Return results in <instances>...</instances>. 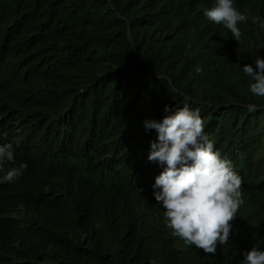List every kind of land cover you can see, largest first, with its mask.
Listing matches in <instances>:
<instances>
[{
    "label": "trees",
    "instance_id": "trees-1",
    "mask_svg": "<svg viewBox=\"0 0 264 264\" xmlns=\"http://www.w3.org/2000/svg\"><path fill=\"white\" fill-rule=\"evenodd\" d=\"M214 4L0 0V144L27 164L0 184V264H243L264 249V97L243 73L264 58V0H235L238 41L203 15ZM184 104L242 178L214 255L174 237L152 194L163 168L143 121Z\"/></svg>",
    "mask_w": 264,
    "mask_h": 264
},
{
    "label": "clouds",
    "instance_id": "clouds-1",
    "mask_svg": "<svg viewBox=\"0 0 264 264\" xmlns=\"http://www.w3.org/2000/svg\"><path fill=\"white\" fill-rule=\"evenodd\" d=\"M203 15L227 28L235 40L241 31L238 25L246 16L235 7V0H215ZM203 68L197 67L201 73ZM243 73L251 81L253 96L264 97V58L245 64ZM249 113L258 111L255 103L246 105ZM162 120L145 119L146 132L155 130L147 159L163 168L151 185L156 202L164 209L165 224L185 246H195L205 254H215L217 245L227 244L233 233L232 222L244 204L242 178L231 160L215 149L214 141L205 132L199 108L189 104L165 106ZM12 143L0 144V184L18 180L26 163L16 166ZM243 264H264V249L259 244L245 251Z\"/></svg>",
    "mask_w": 264,
    "mask_h": 264
}]
</instances>
